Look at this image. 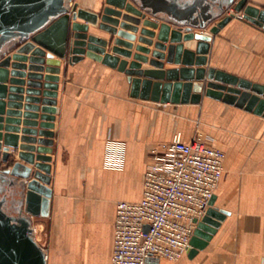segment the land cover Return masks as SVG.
I'll return each mask as SVG.
<instances>
[{
  "label": "crops",
  "instance_id": "1",
  "mask_svg": "<svg viewBox=\"0 0 264 264\" xmlns=\"http://www.w3.org/2000/svg\"><path fill=\"white\" fill-rule=\"evenodd\" d=\"M73 1L97 12L102 0ZM248 4L264 9V0ZM90 32L108 38L94 26ZM207 67L264 86V27L232 18L213 37ZM197 128L226 154L213 204L225 218L192 257L187 250L178 260L148 264H264V117L205 95L198 104L134 98L125 73L89 58L60 66L48 211L32 217L46 264H112L116 203L142 198L152 148L177 133L188 142ZM4 174V192L19 203L26 180Z\"/></svg>",
  "mask_w": 264,
  "mask_h": 264
},
{
  "label": "water",
  "instance_id": "2",
  "mask_svg": "<svg viewBox=\"0 0 264 264\" xmlns=\"http://www.w3.org/2000/svg\"><path fill=\"white\" fill-rule=\"evenodd\" d=\"M224 1L102 0L100 10L92 12L72 0H0V162L11 161L13 178L29 179L21 185L17 215L0 203V264H46L31 217L48 211L45 186L51 179L63 60L89 58L116 68L128 76L134 98L198 104L205 95L264 117L263 85L207 67L210 43L233 15L220 17L208 32L203 29L226 12ZM233 10L264 27V9L248 0H238ZM90 26L108 38L91 33ZM191 41L195 48H186ZM144 64L151 68L143 69ZM214 199L195 220L190 257L206 247L225 218L213 207Z\"/></svg>",
  "mask_w": 264,
  "mask_h": 264
},
{
  "label": "built area",
  "instance_id": "3",
  "mask_svg": "<svg viewBox=\"0 0 264 264\" xmlns=\"http://www.w3.org/2000/svg\"><path fill=\"white\" fill-rule=\"evenodd\" d=\"M225 15L244 19L233 7ZM225 157L198 128L188 142L177 133L152 148L142 198L116 203L112 264L180 259L190 248L195 220L209 208Z\"/></svg>",
  "mask_w": 264,
  "mask_h": 264
},
{
  "label": "flooded vegetation",
  "instance_id": "4",
  "mask_svg": "<svg viewBox=\"0 0 264 264\" xmlns=\"http://www.w3.org/2000/svg\"><path fill=\"white\" fill-rule=\"evenodd\" d=\"M4 184L8 186L9 185V180L3 179V180L0 181V203L2 205L1 207L3 208V210L6 213L11 214V215H17V212H16V214L10 213L11 212V209H12L11 208V205L16 210L18 208V206H19V203L18 202L15 203V202H11L10 201V198H9V190H7L6 192H4V188H5ZM11 184L12 183L10 182V185Z\"/></svg>",
  "mask_w": 264,
  "mask_h": 264
},
{
  "label": "rangeland",
  "instance_id": "5",
  "mask_svg": "<svg viewBox=\"0 0 264 264\" xmlns=\"http://www.w3.org/2000/svg\"><path fill=\"white\" fill-rule=\"evenodd\" d=\"M73 2H74V1H73ZM101 2H102V1H100V3H98V4H99V9H98L97 11H99L100 8H101V5H102ZM232 2H233V0H225V1L223 2V8H227V7H229V5H230ZM71 3H72V2H71ZM219 9H220V8H219ZM208 27H209V26H207L206 29H208ZM9 163H10V164L0 162V171H1V172H2V171H8V169L11 170L13 165H12L11 161H10ZM3 179H6V177L0 175V181L3 180ZM10 213H11V212H10ZM35 220H36V219H35ZM35 220L32 219V217H31L32 226L34 225V223H37ZM33 228H34V226H33ZM34 235H35V238H36L37 236H40V232H39V231H36V229H35V230H33V236H34ZM39 242H40V241H39Z\"/></svg>",
  "mask_w": 264,
  "mask_h": 264
},
{
  "label": "bare ground",
  "instance_id": "6",
  "mask_svg": "<svg viewBox=\"0 0 264 264\" xmlns=\"http://www.w3.org/2000/svg\"><path fill=\"white\" fill-rule=\"evenodd\" d=\"M11 153L14 154V151L11 152ZM17 158H18V157H17ZM15 160H16V157H15ZM27 166H30V165H27ZM33 169H34V168H33ZM33 169H31V170H33ZM24 180H26V183H27L29 179H24ZM22 184H23V183H21V184H20V187H19V189H20V193H19L20 196H22V195H21V194H22V192H21V189H22L21 185H22ZM22 197H23V196H22ZM11 213H12V211H11Z\"/></svg>",
  "mask_w": 264,
  "mask_h": 264
}]
</instances>
